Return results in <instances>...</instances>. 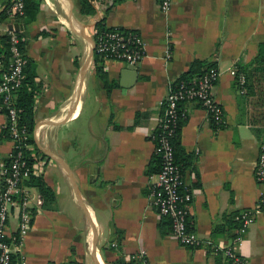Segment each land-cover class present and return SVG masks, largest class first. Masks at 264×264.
Wrapping results in <instances>:
<instances>
[{
    "label": "crops",
    "instance_id": "crops-1",
    "mask_svg": "<svg viewBox=\"0 0 264 264\" xmlns=\"http://www.w3.org/2000/svg\"><path fill=\"white\" fill-rule=\"evenodd\" d=\"M9 1L0 0V12ZM102 16L108 26L137 30L145 45L134 68L104 60L109 91L94 63L92 32ZM20 34L36 88L27 149L44 164L38 176L23 181L33 195L32 222L12 264H117L132 261L139 250L150 264H225L223 254L206 246L181 245L151 204L157 174L152 136L170 83L194 60L215 63L220 75L213 94L223 126L214 127L196 102H185L179 141L192 155L183 172L193 196L189 227L230 243L233 212L256 209L264 100L248 94L229 70L251 61L264 42V0H172L167 11L159 0H121L92 15L80 13L79 0H39ZM5 123L0 112V133ZM11 148L0 137V177ZM36 178L49 189L48 198ZM18 221L12 210L9 236ZM237 250L252 264H264V214H255Z\"/></svg>",
    "mask_w": 264,
    "mask_h": 264
},
{
    "label": "built area",
    "instance_id": "built-area-1",
    "mask_svg": "<svg viewBox=\"0 0 264 264\" xmlns=\"http://www.w3.org/2000/svg\"><path fill=\"white\" fill-rule=\"evenodd\" d=\"M96 11H105L118 0H89ZM172 0H159L162 11H167ZM7 17L0 19V27H4V34L9 37L10 56L7 61L0 59V96L6 107V123L8 139L12 148L8 155V163L2 165L0 177V264H12V254L21 244L24 235L28 232L32 222L30 204L33 200L31 192L24 187L23 181L30 176H38L43 169L41 160L29 163L24 157L23 149L28 147L25 143L27 130L19 124L18 115L12 104L13 93L20 87L24 79V68L27 56L20 48V30L16 27L22 25L24 16V0H10L6 7ZM94 33V30L92 34ZM94 40V50L105 55V60L120 61L127 65H135L144 54V39L137 30L114 27L112 30L97 35ZM239 86L243 87L245 77L236 71L235 66L229 70ZM219 70L213 67L199 78L189 84L179 83L178 86H168L164 100V110L156 129L166 133L154 135L155 149L162 155V165L156 174L150 191L151 204L162 217H167L173 235L184 246H206L211 253H221L228 264H252L237 247L243 242V234L254 221L255 214H264V143L259 147L254 163V179L259 186V194L255 210H243L235 216L240 226L236 236L230 243L214 241L205 238L188 228V209L192 201V191L184 182V175L174 163L173 151L169 141L178 119V103L180 101H199L212 123L220 126L224 123V113L221 105L214 98V87L219 78ZM12 210L18 211L17 233L9 236L7 222ZM131 259L138 260V264H150L144 251L139 250L131 255ZM49 264H82L79 262L55 261Z\"/></svg>",
    "mask_w": 264,
    "mask_h": 264
},
{
    "label": "trees",
    "instance_id": "trees-1",
    "mask_svg": "<svg viewBox=\"0 0 264 264\" xmlns=\"http://www.w3.org/2000/svg\"><path fill=\"white\" fill-rule=\"evenodd\" d=\"M121 0H118L120 2ZM9 3L7 4V6ZM6 6V7H7ZM39 6V0H24V16L22 18L23 22L25 24L31 22L34 20L36 13L38 11ZM6 7L0 12V19L5 20L7 17ZM113 5L108 7L107 9H111ZM79 8L80 13L83 15H92L96 12L95 7L90 3L89 0H79ZM113 26H108L105 23L104 16L100 17L95 23H94V33H93V39H97L98 34L105 33L107 31L112 30ZM122 28V27H120ZM21 31V30H20ZM21 37V34H20ZM24 41L23 39L20 42V48L24 50L23 47ZM9 37L4 34L0 37V59H3L4 61H7V58L10 56V50H9ZM106 59L105 55L99 54L94 50V63H95V71L98 77H100L103 81V83L108 86L107 90L109 91L110 88L113 86L112 83L109 84L106 72L103 69V63ZM30 63L27 64L24 68V79L20 85V87L13 93L12 98V104L16 109L17 115H18V122L20 125H22L27 130V138L25 140L26 144H29L31 141L30 133L32 131V114H31V106L33 102V97L36 92V88L33 85V72H31L29 68ZM216 67L215 63L204 61V60H194L187 71L182 73L179 77H177L174 81H172L171 85L178 86L179 83H185L189 84L192 80H195L202 76L205 72H207L209 69ZM236 71L239 73H244L246 77L245 86L247 93L250 95L259 94L257 96V99L263 102L264 100V42L260 43L258 45V51L257 54L253 57L251 61L248 63H239L236 65ZM109 84V85H108ZM186 101H180L178 103V119L176 121V125L173 128L172 133L169 134L168 138L170 141V145L173 151V158L174 163L177 165L181 173L183 174L184 170L191 164L192 162V155L185 153L182 149V146L179 141V133L180 129L184 123V121L187 118V113L184 109V103ZM199 106L200 102L195 101ZM0 112H3L6 114L7 109L2 103V97L0 96ZM214 127H222V125L217 126L214 123H212ZM163 133H166L162 129H156L154 132V135H162ZM6 137L8 138V127L4 125V127L1 130L0 137ZM154 144L156 143V139H153ZM156 147V146H155ZM24 157L28 160L29 163H32V156L29 155V151L26 148L23 149ZM9 158L7 157L5 159V162H9ZM152 167L155 166L156 172L160 170V167L162 165V155L161 153H158L157 151H154L153 158L151 162ZM153 170V168H152ZM34 180V179H33ZM36 184L39 186L40 192L42 195H44L46 198L50 196L49 189L44 185V182L40 178L35 179ZM238 214V212H233L230 220L229 230H231V234L229 235V239L232 240L236 234H237V228L240 226L239 220L235 219V216ZM167 219V224L170 226V221L167 217H164ZM188 220V218H187ZM188 223V222H187ZM188 228L189 224H188ZM234 230V231H233ZM228 262V261H227ZM225 264H228V263ZM117 264H138V260H132L129 262H122Z\"/></svg>",
    "mask_w": 264,
    "mask_h": 264
},
{
    "label": "water",
    "instance_id": "water-1",
    "mask_svg": "<svg viewBox=\"0 0 264 264\" xmlns=\"http://www.w3.org/2000/svg\"><path fill=\"white\" fill-rule=\"evenodd\" d=\"M16 28H18L19 30L25 28V23H23L22 25H18V27ZM130 67L134 68L133 65H130Z\"/></svg>",
    "mask_w": 264,
    "mask_h": 264
}]
</instances>
